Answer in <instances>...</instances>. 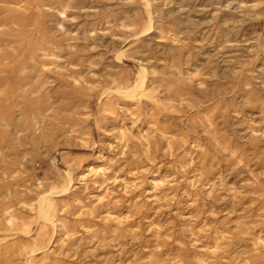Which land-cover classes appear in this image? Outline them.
<instances>
[{"label":"rangeland","instance_id":"obj_1","mask_svg":"<svg viewBox=\"0 0 264 264\" xmlns=\"http://www.w3.org/2000/svg\"><path fill=\"white\" fill-rule=\"evenodd\" d=\"M0 264H264V0H0Z\"/></svg>","mask_w":264,"mask_h":264}]
</instances>
